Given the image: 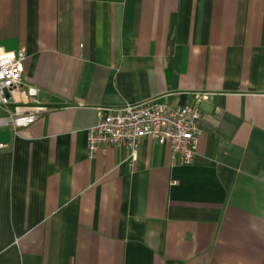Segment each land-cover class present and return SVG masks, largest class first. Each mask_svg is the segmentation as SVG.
<instances>
[{
	"label": "crops",
	"instance_id": "obj_1",
	"mask_svg": "<svg viewBox=\"0 0 264 264\" xmlns=\"http://www.w3.org/2000/svg\"><path fill=\"white\" fill-rule=\"evenodd\" d=\"M0 47L50 107L0 127V264H264V0H0ZM200 92L192 164L88 156L104 109Z\"/></svg>",
	"mask_w": 264,
	"mask_h": 264
},
{
	"label": "built area",
	"instance_id": "obj_2",
	"mask_svg": "<svg viewBox=\"0 0 264 264\" xmlns=\"http://www.w3.org/2000/svg\"><path fill=\"white\" fill-rule=\"evenodd\" d=\"M26 51H6L0 47V127L11 126L16 132L27 127L50 110L36 100L38 89L23 87ZM8 93V95H7ZM212 93L196 94L193 105L170 107L153 100L132 103L122 108H106L98 121L87 129L88 156L95 157L106 144L128 147L129 160H137V147L142 137H152L171 147L174 164H192L202 135L201 104L211 100Z\"/></svg>",
	"mask_w": 264,
	"mask_h": 264
},
{
	"label": "rangeland",
	"instance_id": "obj_3",
	"mask_svg": "<svg viewBox=\"0 0 264 264\" xmlns=\"http://www.w3.org/2000/svg\"><path fill=\"white\" fill-rule=\"evenodd\" d=\"M6 115V113H4L1 109H0V116H4Z\"/></svg>",
	"mask_w": 264,
	"mask_h": 264
},
{
	"label": "water",
	"instance_id": "obj_4",
	"mask_svg": "<svg viewBox=\"0 0 264 264\" xmlns=\"http://www.w3.org/2000/svg\"><path fill=\"white\" fill-rule=\"evenodd\" d=\"M7 95H8V93H7Z\"/></svg>",
	"mask_w": 264,
	"mask_h": 264
}]
</instances>
